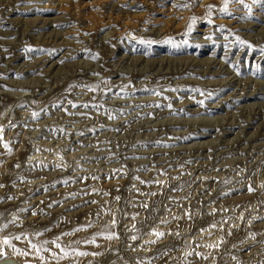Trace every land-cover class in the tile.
<instances>
[{"label": "rangeland", "instance_id": "rangeland-1", "mask_svg": "<svg viewBox=\"0 0 264 264\" xmlns=\"http://www.w3.org/2000/svg\"><path fill=\"white\" fill-rule=\"evenodd\" d=\"M224 6L0 0V264H264V0Z\"/></svg>", "mask_w": 264, "mask_h": 264}, {"label": "snow or ice", "instance_id": "snow-or-ice-1", "mask_svg": "<svg viewBox=\"0 0 264 264\" xmlns=\"http://www.w3.org/2000/svg\"><path fill=\"white\" fill-rule=\"evenodd\" d=\"M227 4H228V0H225V6H224V8L223 9H221V11L222 12H224L225 14H227ZM189 28H191V26H189ZM238 39V38H237ZM241 45H244L245 44V42L244 41H238ZM141 43H145L144 41H141ZM146 43H151V41H148V42H146ZM248 46V48H252V45L251 44H249V45H247ZM262 52H264V49H262L261 50ZM36 113H33V118H35L36 117ZM3 132H4V129L2 128V127H0V142H2L3 141ZM3 147L6 149V150H8L9 152L11 151V149H9L8 148V145L5 143V144H3ZM140 183H145L144 181H140ZM249 192H251L252 191V188L251 187H249ZM113 225H115V221H113ZM153 235H155V236H157V238H159V237H161V236H163V233H156V232H154L153 233ZM107 239H113L114 238V234H111V235H109V236H107L106 237ZM15 239H20V237L19 236H17V237H15ZM27 239V238H26ZM59 238H57V240H58ZM132 239L133 240H135L136 239V237L135 236H133L132 237ZM91 242H94V240L93 241H91ZM0 243H2V244H4V245H9L10 244V240L8 239V238H5L2 242H0ZM45 244L46 243H48L47 241H45L44 242ZM56 248H58V249H60V251H61V253L63 254L61 257H59V258H65V257H67V256H69V255H71V254H73V253H69L67 250H65L64 248H62L61 247V245L59 244V243H57V241L56 240H54V241H52L51 242ZM77 243H79V242H77ZM31 248L36 252V255H37V257L40 259V261L42 262V264H44V257L43 256H41L40 255V253L42 252V251H47V249H45L44 247H43V244H41V245H36V244H31ZM28 253H24V255H27ZM90 253H88V252H83V251H77V252H74V255H76V256H87V255H89ZM50 255H53V256H55V253H50ZM93 255H95V254H93ZM197 256H199L200 254L199 253H197L196 254ZM3 256V251L2 250H0V257H2Z\"/></svg>", "mask_w": 264, "mask_h": 264}, {"label": "bare ground", "instance_id": "bare-ground-1", "mask_svg": "<svg viewBox=\"0 0 264 264\" xmlns=\"http://www.w3.org/2000/svg\"><path fill=\"white\" fill-rule=\"evenodd\" d=\"M79 173H80V172H79ZM258 192H259V191H258ZM238 215H239V213H238ZM235 217H236V216H235ZM246 218H247V217H246ZM215 230H216V229H215ZM260 232H261V231H260ZM147 233H148V232H147ZM151 234H152V233H151ZM154 236H155V235H154ZM201 237H202V236H201ZM204 237H205V236H204ZM193 238H194V237H193ZM202 238H203V237H202ZM205 240L209 243V241H210L211 239H209V238L206 239V237H205ZM205 240H204V241H205ZM214 240H216V238H215ZM206 241H205V242H206ZM207 242H206V243H207ZM247 243H248V242H247ZM148 244H149V243H148ZM157 244H158V243H157ZM208 246H209V245H208ZM224 246H225V245H224ZM209 247H210V246H209ZM149 250H150V249H149ZM203 250H204V249H203ZM177 253H178V252H177ZM15 264H24V263L21 262V263H15Z\"/></svg>", "mask_w": 264, "mask_h": 264}]
</instances>
